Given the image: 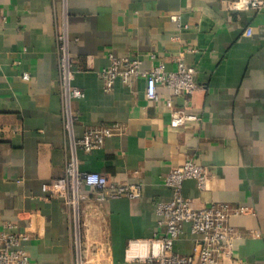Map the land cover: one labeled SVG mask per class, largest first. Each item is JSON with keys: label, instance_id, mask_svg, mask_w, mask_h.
<instances>
[{"label": "crops", "instance_id": "0c3cea01", "mask_svg": "<svg viewBox=\"0 0 264 264\" xmlns=\"http://www.w3.org/2000/svg\"><path fill=\"white\" fill-rule=\"evenodd\" d=\"M225 1L0 0V230L29 234V264H78L76 233L81 264H147L127 257L129 242L160 234L155 203L171 197L163 177L187 159L208 171L203 189L194 178L183 182L193 205L248 208L228 218L233 259L219 264H264V6L230 10ZM64 23L74 84L84 91L73 101L75 137L116 124L100 147L77 148L78 167L142 185L138 198L104 200L84 187L77 226L70 192L49 197L42 189L63 175L70 151L56 52ZM110 54L138 57L145 69H175L181 56L196 67L198 88L172 96L159 84L151 100L138 76L106 90L98 70ZM169 97L198 119L172 125ZM192 244L186 224L173 250L189 254Z\"/></svg>", "mask_w": 264, "mask_h": 264}, {"label": "built area", "instance_id": "2783aa9c", "mask_svg": "<svg viewBox=\"0 0 264 264\" xmlns=\"http://www.w3.org/2000/svg\"><path fill=\"white\" fill-rule=\"evenodd\" d=\"M65 4L66 0H61ZM225 6L230 10H259L264 0H227ZM173 20H179L178 14H172ZM247 34L251 29L245 30ZM56 52L58 63V83L61 95L63 127L68 138L70 151L67 155L64 173L51 178L42 184V189L49 197L70 196L66 200L73 207L75 223L79 221V203L88 199L82 192L84 187L98 191L101 200L111 197L125 196L138 198L142 193L139 182H110L106 175L98 171H81L77 157V148L88 152L100 147L104 138L113 133L116 124L103 125L100 128H87L81 137L74 135V120L77 111L73 107L75 99L84 96V91L74 84L78 71L74 56L71 53L66 23L56 33ZM151 57H154L150 53ZM196 67L185 62L183 57L177 58L175 69H166L161 63L145 69L142 59L130 56L109 55V63L98 70L106 90H110L114 81L119 78L123 83L131 85L135 77L142 76L146 80V96L154 100L158 98L159 84L171 90L172 96L191 95L198 84L195 79ZM28 78V73H23ZM170 108L171 124L182 125L187 120L198 119L194 113L172 106L171 97L166 99ZM188 178L196 179L198 186L205 188L208 178L206 166L187 159L180 165L172 167L164 175L163 181L171 188V197L166 201H157L155 209L159 216L158 225L162 228L159 235L149 239H133L127 248V257L147 264H219L233 259L234 238L236 233L228 223L232 214L247 212V207L231 206L228 203H209L195 206L182 193L183 182ZM188 224L193 235L192 250L189 254L174 252L173 246L182 235L184 226ZM28 233L0 230V264H29L30 257L22 246L28 239ZM76 247L80 259V237L76 233Z\"/></svg>", "mask_w": 264, "mask_h": 264}]
</instances>
